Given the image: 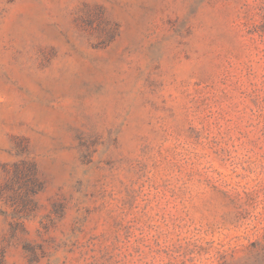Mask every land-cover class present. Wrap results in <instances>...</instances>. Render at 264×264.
<instances>
[{
  "label": "rangeland",
  "instance_id": "rangeland-1",
  "mask_svg": "<svg viewBox=\"0 0 264 264\" xmlns=\"http://www.w3.org/2000/svg\"><path fill=\"white\" fill-rule=\"evenodd\" d=\"M0 264H264V0H0Z\"/></svg>",
  "mask_w": 264,
  "mask_h": 264
}]
</instances>
